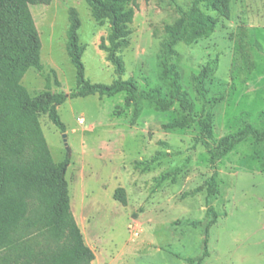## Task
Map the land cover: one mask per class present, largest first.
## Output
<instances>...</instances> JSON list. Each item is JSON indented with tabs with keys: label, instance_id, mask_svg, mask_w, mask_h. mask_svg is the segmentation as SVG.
Wrapping results in <instances>:
<instances>
[{
	"label": "rangeland",
	"instance_id": "1",
	"mask_svg": "<svg viewBox=\"0 0 264 264\" xmlns=\"http://www.w3.org/2000/svg\"><path fill=\"white\" fill-rule=\"evenodd\" d=\"M135 1L117 50L121 71L102 47L111 45L112 23L97 20L86 0L32 5L43 67H30L22 83L32 95L77 91V70L67 52L70 9L76 8L86 79L133 80L140 90L159 89L169 99L165 26L194 0ZM230 5L226 19L199 4L217 18L214 31L178 41L170 61L193 103L191 115L212 119V145L247 124L264 129V0ZM126 98L125 92L69 97L58 106L66 131L48 114L40 116L54 160L69 159L72 212L95 252L93 264H264V140L248 137L218 161L215 221L207 229L195 227L206 217L207 180L214 173L211 154L198 141V121L169 128L191 116L178 101L164 108L139 97L126 106ZM118 187L125 188L127 205L114 197Z\"/></svg>",
	"mask_w": 264,
	"mask_h": 264
},
{
	"label": "trees",
	"instance_id": "2",
	"mask_svg": "<svg viewBox=\"0 0 264 264\" xmlns=\"http://www.w3.org/2000/svg\"><path fill=\"white\" fill-rule=\"evenodd\" d=\"M52 1L0 0V264H93L95 259V252L86 244L72 212L65 175L69 159L62 163L54 160L40 116L48 114L60 130L66 131L58 106L69 97L114 96L121 92L127 93L126 106L139 97L154 99L164 108L178 101L191 115L193 103L182 87L179 72L170 63L174 47L180 40L193 42L214 31L217 18L203 12L199 4L207 5L226 19L231 18L230 0H194L190 9L182 10L180 18L165 26L163 75L171 84V97L166 99L159 89L140 90L133 80L117 79L107 84L86 79L82 60L85 46L79 40L81 20L76 8H71L67 52L77 70L78 89L70 95L50 89L32 95L22 79L30 67L42 69L43 66L42 40L31 6L48 5ZM86 1L97 20L112 23L111 45L103 44L102 47L109 51V59L121 71L123 62L117 50L128 35V23L134 18L136 1ZM190 121H198L201 127L198 141L207 147L214 169L207 180L206 217L193 222L195 227L207 229L215 221L212 200L219 190L218 161L248 137L263 141L264 129L247 124L212 145L213 125L209 115L198 119L191 115L170 122L166 127H180ZM114 197L127 205L125 188L118 187Z\"/></svg>",
	"mask_w": 264,
	"mask_h": 264
},
{
	"label": "built area",
	"instance_id": "3",
	"mask_svg": "<svg viewBox=\"0 0 264 264\" xmlns=\"http://www.w3.org/2000/svg\"><path fill=\"white\" fill-rule=\"evenodd\" d=\"M79 121H80L81 123H83L85 120H84V118H80Z\"/></svg>",
	"mask_w": 264,
	"mask_h": 264
}]
</instances>
